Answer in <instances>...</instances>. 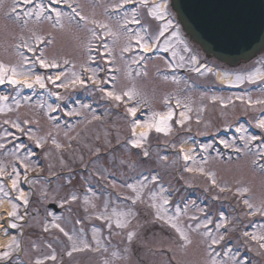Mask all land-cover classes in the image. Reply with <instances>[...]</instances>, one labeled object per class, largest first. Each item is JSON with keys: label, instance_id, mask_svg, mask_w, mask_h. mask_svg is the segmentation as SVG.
<instances>
[{"label": "rangeland", "instance_id": "1", "mask_svg": "<svg viewBox=\"0 0 264 264\" xmlns=\"http://www.w3.org/2000/svg\"><path fill=\"white\" fill-rule=\"evenodd\" d=\"M141 1L138 6L151 19L147 24L135 7L120 13L117 5L122 0H68L72 7L79 5L77 10L88 21L70 20L71 8L62 3L55 7L66 15L53 27L55 14L46 10L49 0L31 4L0 0V63L15 67L33 84L31 88L23 83L13 85L7 79L0 84V97L7 98L0 99V168L8 173L15 166L20 173L18 189L7 184L13 177L0 176V202L7 199L10 212L16 205L17 218H28L25 223L18 218L22 221L19 235H12L11 241L14 238L19 247L12 245L10 249V241L0 249L11 253L0 264H212L213 260L216 264H264V248L260 247L264 243L260 239L264 237V214L257 211L264 205V170L258 166L264 164L258 155L264 151V129L257 127L264 119V104L256 103L264 100V80L256 81L264 75V55L234 68L213 64L183 35L165 0ZM36 5H43V15L53 19L24 15L38 11ZM13 6L17 13L9 15ZM133 14L140 24L130 23ZM155 15L163 18L156 20ZM92 21L107 25V29ZM90 30H95L99 39ZM108 30L114 35H108ZM33 33L53 38V43L42 44ZM138 37L153 54L139 64L133 63L143 56L136 43ZM23 41L33 51L18 48ZM129 44L130 50L122 52ZM41 52L59 66L41 67L36 59ZM168 55L173 61L166 58ZM107 60L114 63L106 64ZM145 68L147 75L136 74ZM92 70L100 81L115 76L117 91L135 89L140 95L123 102L108 98L99 87L112 90V85L94 84L88 79ZM217 70L228 77L225 85L237 89H207L197 81L215 82ZM36 76L43 78V87L34 82ZM57 76L59 80H55ZM76 77L84 83L73 84ZM253 84L256 87L250 86ZM132 106L138 107L135 119L141 124L150 122L154 113L163 115L171 110V131L165 135L152 130L142 148L132 147L128 141L134 118L126 112ZM13 123L24 131L12 127ZM251 136L258 139L249 141L245 148ZM36 140L41 141L40 146ZM221 141L243 151L237 153ZM145 150L147 157L143 156ZM185 154L191 157L189 161ZM24 164L30 165L27 171ZM25 176L27 179L21 180ZM152 176L158 179H144ZM23 183L27 193L22 191ZM128 184L136 191L126 187ZM21 192L27 199L33 196L34 205L29 210L40 205L41 213L29 214L25 204L21 207L17 199ZM70 195L78 199L64 204ZM125 197L138 199L133 204ZM245 199L254 205L252 209L244 204ZM177 201L183 202L182 208ZM45 202L63 205V213L52 211ZM102 213L110 218L107 222L97 219ZM157 214L162 221L156 220ZM3 218L0 210V222ZM117 220L125 227H116ZM54 223L64 224L69 235L91 244V250L73 252L69 257L73 242L63 233L61 237L52 227ZM172 223L188 233L192 244L179 246V233ZM197 224L201 227L192 231ZM24 229L29 232L26 236L22 235ZM130 231L134 233L131 241ZM220 236L224 239L209 248L212 238L219 240ZM51 255L56 256L55 261L49 259Z\"/></svg>", "mask_w": 264, "mask_h": 264}, {"label": "snow or ice", "instance_id": "2", "mask_svg": "<svg viewBox=\"0 0 264 264\" xmlns=\"http://www.w3.org/2000/svg\"><path fill=\"white\" fill-rule=\"evenodd\" d=\"M134 2V0H122V2L117 5V7H124V5L126 4H129V3H132ZM16 3V0H14V4ZM23 3L24 4H31V3H34V0H23ZM66 4L69 8H71V14L69 15V19L70 20H75L76 18H79V21H85L87 22L88 21V17L85 16V15H82L81 11H78L77 8L79 7V5H77V7H72V4L68 3V0H49V5H48V8L46 9L48 12H51V13H54L55 14V24L53 25V27H55L57 24H60V20H61V17L65 16L66 14L61 12L57 7H55L56 5H59V4ZM157 8L160 7V5H157L156 6ZM36 8L38 9V11L36 12H32V11H26L24 13L25 16H35L37 19H40L42 16L44 19H47V20H52L53 17L51 15H48V16H44L43 13H44V6L43 5H36ZM13 13H17V7L16 6H13L9 15L13 14ZM17 19H21V17L19 15L16 16ZM163 17L160 16V15H155V19L156 20H160L162 19ZM25 24H27V20L24 21ZM92 23L94 24H98L99 27L101 28H104V29H107V25H104V24H100L98 23L97 21H92ZM130 23H135V24H140L141 21L138 19V18H135V14H133V19L130 21ZM170 23V21H169ZM127 30V29H126ZM92 32V36L96 39H99V36L98 34L95 32V30H90ZM161 35H163V32L160 33ZM108 35H114L113 33H111L110 30H108ZM33 36H35V33H33ZM35 38L40 41V43L42 44H48V45H51L53 43V38H43V37H40V36H35ZM23 40V38H21ZM136 43L137 45L140 47V49L143 51V52H148L150 51V47L149 45L147 44H142L140 42V38L138 37L137 40H136ZM17 47H25L28 49V51H33V48L30 47L28 45V43L26 41H23L21 45H17ZM103 47L106 49V54L108 56H111V51L110 50H107V45L104 44ZM130 47L131 45H127L125 46L121 51L122 52H128L130 50ZM101 55H105L104 53H101ZM27 59V58H25ZM37 61L39 62L40 66L41 67H44V68H49V67H52V68H55V67H58L59 65L57 64V62L55 61V59H53L52 61H49L43 54V52H41V55L36 57ZM145 57L141 56L139 58V60H133V63H137L139 64L140 61L144 60ZM193 59H195L193 57ZM65 63H67V61H65ZM114 63V61L112 60H107L106 61V64H112ZM101 71H104L105 69H100ZM197 71L199 69H196ZM107 71L111 72L113 71L112 68H108ZM116 71H118V69H116ZM93 72V75L90 76L88 79L91 80L94 84H97L98 86L100 85H107V84H111L112 85V90H106L105 87L103 86H100L99 87V90L101 92H104L105 95L114 100V101H117V102H123L126 100L128 101H132L134 98H136L137 96H139L140 94L135 90V89H129V90H120V91H117L116 90V84L114 83V81L116 80V77L115 76H112L111 79L109 80H104V81H100L96 78V70H92ZM10 73V75H9ZM137 75H147V71H146V68L144 69V71L141 73V72H137L136 73ZM20 75H24L23 73H18L16 71V68L15 67H12V68H9L7 65L3 64V63H0V84L4 83L5 82V79H7L8 83L10 84H13V85H16V84H21L23 83L25 86L31 88L33 86L32 83H30L27 79L21 81L19 80L17 77L20 76ZM75 75V74H74ZM48 79L50 81H52L53 83H55V80H59L60 77L57 76L55 78V80L52 78V77H48ZM239 79V77H238ZM36 84H40L41 87L44 86V83H43V78L41 76H36L35 78V81H34ZM73 84H76V83H80V84H83L84 81L80 80L79 77H76V79H73L71 81ZM63 86V85H61ZM0 99H7L6 97H0ZM167 102V101H166ZM137 105L139 104V101L137 100ZM146 103V101H145ZM177 103L179 104V101H177ZM256 103L258 104H264V100H257ZM137 111H138V107L137 106H132V107H127L126 108V112L128 113V115H130L131 117H133L134 119L132 120V138L129 139L128 143L134 147V148H142L143 147V144H142V141L146 140L149 133L154 130L155 132L157 133H164L165 135H167L170 131H171V127L169 125V121L172 119L174 113L169 110L166 114H158V113H154L153 115V119L150 121V122H144L143 124H141V121L138 120V119H135V117L137 116ZM183 115V113L181 114ZM158 117V118H157ZM5 123H8V121H5ZM25 123H28L27 121H25ZM177 123H183V121H177ZM137 125H141L142 127H144L146 129V131L144 132H141L139 134V136H137V133H136V127ZM12 127L18 129L19 131L23 132L24 129H22L20 127L19 124H16V123H13L12 124ZM257 127L258 128H261V129H264V119H261L257 122ZM238 131L240 129H237ZM31 138V137H30ZM258 138L256 136H251L249 137L246 141H245V145L244 147L247 148L248 146V142L249 141H255L257 140ZM37 146H40V143L41 141L40 140H36L35 141ZM221 143L224 144V146L226 148H233L235 152L237 153H240L243 151L242 148L240 147H235L234 145H230L228 144L227 142L225 141H221ZM57 147H60L59 145H57ZM149 155L148 151L145 150L143 151V156L147 157ZM259 157L261 159H264V151L258 153ZM184 159L187 161L189 159H191V157L187 154L184 155ZM254 164H257L258 161H253ZM262 170H264V164H259L258 165ZM23 167L25 168V170L27 171L29 168H30V165L28 164H24ZM188 171H193V169L191 168H188L187 169ZM199 171L203 172V169H199ZM19 175L20 173L17 171V168L15 166H13L12 168V171L11 172H8L6 173L4 171V169L0 168V176H8V177H13L11 179V187L12 189H18V184H19ZM25 179H27V176H25ZM145 180H148V179H151L153 182H155L158 177L156 176H152V177H144ZM213 184L216 183L215 179L213 178ZM126 187L130 188V189H133V191H136L134 185L132 184H128L126 185ZM221 191H224V188H221L220 189ZM0 191H3L2 188H0ZM238 191H240L241 193L243 192H246L247 189H239ZM7 195V193L5 194ZM17 199H20L23 201V203L25 205L28 204V199L27 197H25L24 193L21 192L20 195L17 197ZM78 199V197L76 195H70L69 198L65 199L64 200V204H70L71 202H74ZM125 199H132V202L133 204L136 203V200L138 199L137 198H132V197H125ZM87 202V201H86ZM164 203L167 204L168 201L167 200H164ZM244 204L249 208V209H252L254 207V205L248 200V199H245L244 200ZM63 206V205H61ZM16 205H13V211L9 212L8 213V216L9 217H17V212H16ZM176 211L179 213L180 212V209L177 208ZM257 211H261V214H264V205L261 206V208L257 209ZM19 219H23V217H19ZM97 219H104L106 222L110 219L109 217L105 216L103 213L97 217ZM192 219H196L195 217H193ZM156 220L158 221H162L163 218L161 216H159L157 214L156 216ZM82 221H77V223H81ZM170 222V221H169ZM209 223H211V221H209ZM109 228L112 227V225L109 223L108 224ZM116 227H119V228H123L125 227V224L122 223L121 221L117 220L116 222ZM204 227H207V225H203ZM219 227V225H217ZM0 227H2V225H0ZM10 227L11 228H16L17 227V224L16 223H12L10 224ZM52 227H54L55 229H58V231L60 233H63V235L65 237H67L70 241H72V248H71V251H68L67 252V255L69 257H71L73 255V252H80V251H85V250H91L92 246L91 244H89L88 242L84 241L82 238H80L79 236H75V235H69V233L67 231H65V229L63 227H61L59 224H56L54 223L52 225ZM171 227L173 229H175V231L177 233H179V236H178V240L180 242L179 246L180 247H186L190 244H192V240L190 238V236L188 235V233L184 230H182L181 228L177 227L175 223H172L171 224ZM201 225L200 224H197L195 226V228H192V231H195L196 229L200 228ZM189 228H191V226L189 225ZM44 231L47 232L49 231V228L47 225L44 226ZM133 235L134 233L133 232H128V240L131 241L133 239ZM205 235H210V233H205ZM245 235L247 236L248 233H245ZM224 237L223 236H220L219 237V240L216 239V238H212L211 240V244L209 245V248L212 247V245H216L219 243L220 240H223ZM253 240L257 239L255 236L252 237ZM261 240H264V237H260ZM12 245H15L17 248L19 247V244L16 242V240L13 238L11 244L8 245V247L11 249ZM51 246V245H49ZM260 247L261 248H264V243H261L260 244ZM230 251V250H229ZM10 251H2L0 252V260H6L9 258L10 256ZM49 259H51L52 261H55L56 260V256L55 255H51L49 257ZM36 264H42L41 261H37ZM212 264H216V261L213 260Z\"/></svg>", "mask_w": 264, "mask_h": 264}, {"label": "water", "instance_id": "3", "mask_svg": "<svg viewBox=\"0 0 264 264\" xmlns=\"http://www.w3.org/2000/svg\"><path fill=\"white\" fill-rule=\"evenodd\" d=\"M170 6L206 56L235 65L264 46V0H170Z\"/></svg>", "mask_w": 264, "mask_h": 264}, {"label": "flooded vegetation", "instance_id": "4", "mask_svg": "<svg viewBox=\"0 0 264 264\" xmlns=\"http://www.w3.org/2000/svg\"><path fill=\"white\" fill-rule=\"evenodd\" d=\"M134 2H135V4L133 5V6H130L129 4H126V5H124V7H123V9H130L131 7H135V9H137V13H138V17L140 18V19H142V20H144V21H146V22H149V20H151V19H149V17L147 16V13H145V11H141V9H140V7L138 6V4H139V2H143V1H141V0H134ZM152 2H156V0H152ZM166 3H167V1H165ZM162 3V2H161ZM165 3V4H166ZM144 5H146V4H144ZM262 55H264V51H263V54ZM25 143H28V142H25ZM27 197V196H26ZM29 197V196H28ZM33 196H31V198H32ZM28 199V204L26 205V212H28L29 211V209H30V206H31V204H32V199ZM21 203H22V205H21V207H23V201L21 200ZM48 202H46L45 204H47ZM32 205H34V204H32ZM41 208H42V206H38V207H35L34 209H31L29 212L30 213H33V214H35V212L37 211V212H40L41 211ZM60 209L62 210V211H64V208L61 206L60 207ZM41 213V212H40ZM19 218V217H18ZM18 218L17 217H8V219H7V222L6 223H8L9 222V225L7 224L6 225V223H5V228H8V229H16V233H15V236H18L19 235V231L17 230L18 229V227H19V224H21V222L19 223V221H18ZM12 219H14L17 223V227L16 228H11L10 227V224L12 223ZM85 223H87V221H84ZM70 224H73V223H70ZM64 226V224L62 225V227ZM24 231H25V229H24ZM27 233H29L28 231L27 232H25L24 234H25V236L27 235ZM59 234H60V236L62 237V233H60L59 232ZM39 236L41 235L42 236V233H39L38 234Z\"/></svg>", "mask_w": 264, "mask_h": 264}, {"label": "bare ground", "instance_id": "5", "mask_svg": "<svg viewBox=\"0 0 264 264\" xmlns=\"http://www.w3.org/2000/svg\"><path fill=\"white\" fill-rule=\"evenodd\" d=\"M216 77L218 80L222 82H226L228 80V77L225 74H223L221 70H217ZM18 79L23 81L25 80V77L19 76ZM144 131H146L144 127H142L141 125H137L136 133H141ZM0 210L3 212V215H6L10 212L11 207L7 199H4L2 202H0ZM11 238H12V234L6 231L3 227H0V249L8 245L11 241Z\"/></svg>", "mask_w": 264, "mask_h": 264}]
</instances>
